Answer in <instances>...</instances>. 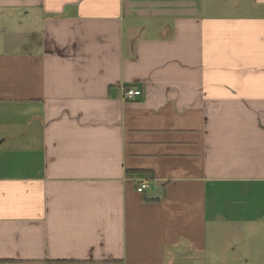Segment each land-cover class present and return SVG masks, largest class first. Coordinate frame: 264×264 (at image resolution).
Returning <instances> with one entry per match:
<instances>
[{
  "label": "crops",
  "instance_id": "0c3cea01",
  "mask_svg": "<svg viewBox=\"0 0 264 264\" xmlns=\"http://www.w3.org/2000/svg\"><path fill=\"white\" fill-rule=\"evenodd\" d=\"M0 264H264V0H0Z\"/></svg>",
  "mask_w": 264,
  "mask_h": 264
},
{
  "label": "built area",
  "instance_id": "2783aa9c",
  "mask_svg": "<svg viewBox=\"0 0 264 264\" xmlns=\"http://www.w3.org/2000/svg\"><path fill=\"white\" fill-rule=\"evenodd\" d=\"M142 91L139 89H129L124 93V99L126 101H135L138 97L142 96ZM149 187V182L144 180L141 182V186L138 188V192L142 193Z\"/></svg>",
  "mask_w": 264,
  "mask_h": 264
},
{
  "label": "rangeland",
  "instance_id": "374dc122",
  "mask_svg": "<svg viewBox=\"0 0 264 264\" xmlns=\"http://www.w3.org/2000/svg\"><path fill=\"white\" fill-rule=\"evenodd\" d=\"M243 257H245V255H243Z\"/></svg>",
  "mask_w": 264,
  "mask_h": 264
}]
</instances>
